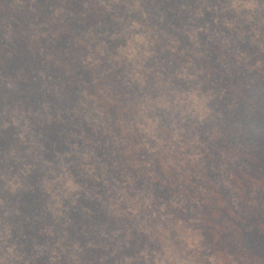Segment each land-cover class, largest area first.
<instances>
[{
    "label": "rangeland",
    "instance_id": "374dc122",
    "mask_svg": "<svg viewBox=\"0 0 264 264\" xmlns=\"http://www.w3.org/2000/svg\"><path fill=\"white\" fill-rule=\"evenodd\" d=\"M91 1L85 0L84 6L93 5ZM97 1V6L118 15L111 6L118 0ZM142 1L127 2L126 16H119L117 29L104 34L95 32L93 27L73 32L65 53L71 57L70 49L78 46V61L86 80L79 83L78 99L68 110L73 123L65 138V149L56 151L52 159L43 158L44 146L31 134L32 119L41 121L42 112L3 107L0 128L13 129L17 143L6 151L0 150V154L4 160L14 158L18 168L9 165L8 172L1 175L0 206L8 204L5 215L14 211L6 195L25 188L23 176L31 174L40 162L44 174L39 176L42 179L37 185L46 194L45 208L53 214L54 223L45 222L43 230L48 239L34 243L33 249L39 255H48L52 263L62 261V236L55 231L57 207L66 198L78 206L80 194H86L102 202L114 221L97 224L95 230L85 227L92 236L88 247L110 250L109 256H102L101 260L112 259L115 264H264V0L216 2L221 9L234 12L233 17L222 19L221 25L239 36L249 35L252 43L260 40V48L249 52L234 46L231 53L234 65L222 62L230 78L220 91L217 125L204 130L200 128L211 110L206 96L195 88H179L172 97L168 89V64L146 66L148 61L158 65L162 53L177 45L171 39L168 41V32H163L159 25H149L148 11L142 7ZM6 2L5 13L9 8L24 7L33 12L39 8L35 6L37 0ZM50 2L51 14L47 20L42 18L39 22L36 17L28 29L20 32L32 45L40 42L38 51L47 61L53 60V54L46 52L48 42L39 40L50 41L54 36L50 22L60 18L62 5ZM10 22L6 15L0 18V26L6 28L4 40L7 42L14 33ZM191 33L197 36V32H188ZM7 54L11 56L12 52L8 50ZM73 61L77 62L71 59L70 63ZM116 63L125 71L124 89H117L115 81L109 80L110 98L119 101L118 117L113 123L98 107L101 93L95 85L98 79H105L108 67L115 70ZM56 64L60 66L59 61ZM189 64L177 73L182 80H193L198 73L196 70L191 73L187 69ZM63 69V73L59 72L61 77L45 68H34L32 72L45 83H59V89L55 87V90L64 94L74 71L67 64ZM17 71L20 73L15 71L16 76L23 77L24 70ZM0 76L9 88L17 87L14 74L3 72ZM149 76L155 78L152 87L146 85L145 78ZM74 119L95 129L101 123L104 139L95 134L91 140L85 139V126L75 123ZM106 119L110 122L109 128H106ZM94 128H91L93 132ZM102 145L106 147L102 149L105 159L111 154V165L102 156L90 158L95 148ZM127 148H133L137 157ZM158 159L164 168L163 178L158 175L155 163ZM96 164L103 171L117 165L122 170L115 176L111 174L110 182L104 179L105 172L97 173ZM168 168L176 178L170 177ZM90 180L91 185L87 183ZM135 180H139L138 186ZM81 208L92 213L86 206ZM211 234L215 249L210 245ZM11 237L7 223H3L0 264H12L13 260L24 258ZM129 240H135V247L120 251L121 245ZM80 248L78 245L75 249L80 251ZM69 264H84V261L72 253Z\"/></svg>",
    "mask_w": 264,
    "mask_h": 264
},
{
    "label": "trees",
    "instance_id": "16d2710c",
    "mask_svg": "<svg viewBox=\"0 0 264 264\" xmlns=\"http://www.w3.org/2000/svg\"><path fill=\"white\" fill-rule=\"evenodd\" d=\"M6 1L0 0V18L6 15L7 21L10 19L14 33L11 40L7 42L4 40L6 28L0 26V75L3 72L14 74L17 78V87L15 89L9 88L0 76V112L5 105L13 109L17 107L19 111H28L29 109L41 111L43 115L41 121L32 119L34 126L31 134L39 144H43V158L52 159L54 155H57L56 151L65 149V138L67 133L70 132L68 130L69 127L73 123L70 121V118L73 119L72 114H68V110L78 99L77 88H79V83H82L83 79L86 80L84 69L78 61L80 59L78 46H73L71 49L68 48L70 49L71 57H67L65 53L68 43L72 41L73 32H83L89 27H93L95 32H103L104 34V32L117 29L119 27V16H126L124 12L125 5L132 0H118V2L111 4L118 15L113 12H107L103 7L97 6V0H92L90 3L93 5H89L88 7L84 6L85 0H64L62 2L60 0H53L58 5L62 4L60 18H57L58 20L56 21L52 19L50 22V30L54 32V36L50 41H47V39L39 40L44 43L48 42L46 52L53 54V60L49 61L45 59V55L42 56V53L38 51L40 42L35 41L32 45L28 37L20 32L28 29L36 17H38L39 22H41L42 18L47 20V16L51 14L49 8L52 3L50 0H37V5L35 6H39V8H36L35 12L29 8L17 7L9 8L8 13H5L3 9V6L6 9L5 6L8 3ZM216 2L217 0L142 1V7L148 11L149 25H159L163 29V32H168V41L171 39L177 45L175 49L168 48V51H164V54L162 53L158 59V65H154L153 62L148 61L146 62V66L153 68V66H167L168 64V89L172 91V97L179 88L181 90L195 88L199 94L206 96L207 107H210L211 110L203 120L202 127L200 128L202 130L215 127L217 119H219L217 113L220 103V91L230 78V75L223 70L224 66L222 62L234 65V58L231 56L234 46L244 47L249 52L257 51L260 48V40L252 43L249 35L239 36L237 32H232L225 25H221L222 19L233 17L234 12L228 9H221ZM215 18H218V20L215 21ZM185 30L197 32V36H194L193 33H184ZM216 30L220 32V36L219 32L216 33ZM31 47H33V50ZM8 50L12 52L11 56L7 54ZM159 51H162V48ZM71 59L77 61L71 62L75 63V65L70 63ZM56 61L60 62V66L56 64ZM188 62H191V64L187 66V69L191 73H194L195 70L198 73L194 76L193 80H182V78L177 76V73H181L183 66ZM66 64L74 72L71 69L73 75L69 77V81L65 85L64 94L55 90V87L59 89V83L56 81L45 83L44 79L36 77L32 72L34 68H45L49 73L54 74V76H60L59 72H64L63 67ZM117 64L114 71L108 67V74L105 79H98L95 85L98 92L101 93L98 99V107L102 109L100 111L105 115L110 116L113 123H115L118 117L117 103L119 101L117 99L112 101L110 98L112 91L109 88V80L112 78L115 81L114 87L117 89H124L125 69ZM105 66L107 65L105 64ZM21 68L24 70L23 77L21 75L17 77L15 71L19 72L17 70ZM64 79L67 80V78ZM145 79L147 87L154 85V76H149ZM146 85L145 88H147ZM117 89L115 91H118ZM74 122H80L82 123L81 125L85 126V139L91 140L94 134L96 137L104 139V127L101 123L95 129L91 124H86L75 119ZM106 124V128H109L110 122L107 119ZM91 128H94L95 131L93 132ZM12 130L0 128V150L6 151L17 143ZM103 147L104 145L97 146L93 151L95 154H91L90 158L99 155L111 165L109 161L111 154L109 152V155H106L107 159H105L103 150L106 147L104 149ZM129 152L133 153V156H136L133 148H130ZM130 162L132 161L130 160ZM155 163L158 166V175L160 178H163L164 168L160 164V160L158 159ZM9 165H13L14 169L18 168V163L14 158L4 160V156L0 154V184L2 183L1 175H5L8 172ZM96 165L97 173L105 172L106 178L104 179L110 182L112 181L111 174L115 176L117 171L121 172L122 170L121 166L117 165V167L112 166L111 169L106 168L103 171V168L99 164ZM42 166L38 162L37 168L31 174L23 176L22 180L25 183V188L19 189L17 193L6 195L9 204L14 209L12 213L4 214V210L8 205L7 203L6 206H0V226L3 227V223H7L12 236L11 241L16 244L18 252L22 251L24 256L20 260H13L12 264H69L72 253L77 254L84 261V264H115L116 261L112 259L101 260L102 256H109L110 250L104 247L87 246L92 236H89L88 230H85V227L86 229L95 230L97 224H106L107 222L113 224L114 221L111 220L106 210H104L105 208L102 207V202H98L92 196L87 197L86 194H80L81 197L77 200V203L80 204L78 206H75L71 199L66 198L62 199V204L57 207L58 218L55 231L60 232L62 236V240L60 241V256L62 261L60 263H52L48 255H39L33 249L34 243H44L48 239L43 230L44 225H47L46 223H54V220H52L53 214L45 208L46 194L37 185L42 179L39 176L44 174ZM169 170L171 171L170 177L176 178L174 171ZM87 183L91 185V180L87 181ZM135 183L138 186L140 182L138 180ZM183 183L185 182L183 181ZM99 186H102V184L99 183ZM83 206L92 210V213L85 212L81 208ZM110 229L111 227L107 230ZM55 231L54 233L56 234L57 232ZM134 241L129 240L128 242H124L121 245L120 251L127 252L129 249H133L135 247ZM78 245L81 247L80 251L75 249ZM210 245L211 248H216L213 234H211ZM64 249L66 251L62 252Z\"/></svg>",
    "mask_w": 264,
    "mask_h": 264
}]
</instances>
